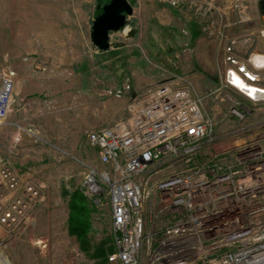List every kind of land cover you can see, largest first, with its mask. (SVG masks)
<instances>
[{"label": "rangeland", "instance_id": "1", "mask_svg": "<svg viewBox=\"0 0 264 264\" xmlns=\"http://www.w3.org/2000/svg\"><path fill=\"white\" fill-rule=\"evenodd\" d=\"M128 1L133 16L101 52L91 42L98 0H0V90L7 77L13 82L0 161L43 186L35 221L8 244L12 264H111L108 195L95 204L83 186L87 167L105 170L87 135L127 119V106L158 85L189 87L204 98L213 143L197 164L231 165L232 154L254 151L243 145L258 142L264 171V104L254 105L222 81L229 56L253 71L250 57L264 52L260 0H182L176 7ZM258 75L264 84V71ZM235 101L241 115L233 112ZM77 190L92 210L89 252L68 231V201Z\"/></svg>", "mask_w": 264, "mask_h": 264}, {"label": "built area", "instance_id": "2", "mask_svg": "<svg viewBox=\"0 0 264 264\" xmlns=\"http://www.w3.org/2000/svg\"><path fill=\"white\" fill-rule=\"evenodd\" d=\"M162 1L173 7L182 2ZM227 60L223 88L264 104L258 75L264 52L250 57L253 71L231 56ZM191 90L158 85L127 106V119L87 135L105 170L87 167L83 186L95 204L108 195L111 264H264L262 150L258 142L246 143L255 150L232 154L231 165L197 164L202 149L213 143V129L204 98ZM12 94L7 77L0 90V127L10 114ZM234 103L233 112L241 115V103ZM42 200V185L24 181L0 161V264H12L8 244L35 221Z\"/></svg>", "mask_w": 264, "mask_h": 264}, {"label": "water", "instance_id": "3", "mask_svg": "<svg viewBox=\"0 0 264 264\" xmlns=\"http://www.w3.org/2000/svg\"><path fill=\"white\" fill-rule=\"evenodd\" d=\"M259 14L264 22V0L258 3ZM133 7L128 0H110L92 23L91 42L101 52L111 48V35L124 30L128 18L133 16Z\"/></svg>", "mask_w": 264, "mask_h": 264}, {"label": "trees", "instance_id": "4", "mask_svg": "<svg viewBox=\"0 0 264 264\" xmlns=\"http://www.w3.org/2000/svg\"><path fill=\"white\" fill-rule=\"evenodd\" d=\"M101 1L102 0H98L100 12H102V8L104 7V4H100ZM68 202L70 210L68 221L69 235L75 237L81 248L89 252V234L91 230L92 213L90 201L82 191L77 190L70 195ZM99 256L107 259L105 252L103 253L100 251Z\"/></svg>", "mask_w": 264, "mask_h": 264}, {"label": "crops", "instance_id": "5", "mask_svg": "<svg viewBox=\"0 0 264 264\" xmlns=\"http://www.w3.org/2000/svg\"><path fill=\"white\" fill-rule=\"evenodd\" d=\"M169 85H172V83L169 82ZM14 168V167H13Z\"/></svg>", "mask_w": 264, "mask_h": 264}, {"label": "bare ground", "instance_id": "6", "mask_svg": "<svg viewBox=\"0 0 264 264\" xmlns=\"http://www.w3.org/2000/svg\"><path fill=\"white\" fill-rule=\"evenodd\" d=\"M241 85V84H240ZM241 89H242V87H241Z\"/></svg>", "mask_w": 264, "mask_h": 264}]
</instances>
